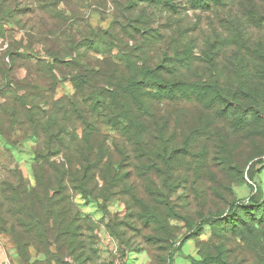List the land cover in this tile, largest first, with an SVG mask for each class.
<instances>
[{
    "label": "rangeland",
    "instance_id": "1",
    "mask_svg": "<svg viewBox=\"0 0 264 264\" xmlns=\"http://www.w3.org/2000/svg\"><path fill=\"white\" fill-rule=\"evenodd\" d=\"M2 1L13 11L11 17L5 14L1 19L5 32L0 36V185L7 179L16 184L18 176L13 177V172L17 170L32 187L37 182L33 167L38 159L42 161L37 151L46 150V145L29 128L11 126L4 105L12 103L11 92L30 93L36 90L30 86L37 84L43 94L41 100L50 102L42 103V109L55 108L60 113L75 94L70 75L80 73L81 68L77 64H57L54 73L58 83L51 89L43 72L38 73L40 63L52 62L47 50L51 36L42 38L39 34L41 25L49 29L51 16L33 12L35 0ZM59 8L75 25L77 39L94 37L100 29H108L114 12L105 0H68ZM211 15L199 10L182 13L186 23L203 31L221 20V35L238 27V44L224 49V84L235 86L234 77L227 72L236 67L238 54L243 59L242 70H257L264 85V0H231ZM59 44L55 42L52 48L58 47L63 54L73 49L71 43L64 50ZM112 44L113 54L118 53V43ZM104 57L101 53L90 55L92 61ZM8 80L15 83L11 90L6 86ZM255 97L257 106L217 121V132L213 126L203 128L207 121L200 114L199 104L162 100L159 109L164 127L158 153H149L143 166L134 154L138 167L134 160L126 161L114 150V143L122 148L124 141L115 129L103 125L102 132L117 159L115 168L123 172L129 169L131 177H117L114 182L100 177L92 180L90 186L97 185L98 192L102 191L90 195L92 198L72 189L69 183L71 202L83 222L85 254L78 259L79 250L74 255L69 249L58 251L52 242L39 243L22 231L15 234L8 227H0V264H109L115 259L122 264H170L169 255L173 257L171 264H197L218 249L231 264H264V237L258 236L263 244L259 246L256 235H227L222 223L233 203H247L254 196L264 204V88ZM73 124L68 132L81 136L83 124L76 120ZM62 156L50 155V159L59 162ZM145 208L149 222L136 216ZM235 213L247 220L259 219L262 209H238ZM161 219L167 220L173 242L152 239L166 235L161 231ZM201 222L205 224L197 227Z\"/></svg>",
    "mask_w": 264,
    "mask_h": 264
},
{
    "label": "trees",
    "instance_id": "2",
    "mask_svg": "<svg viewBox=\"0 0 264 264\" xmlns=\"http://www.w3.org/2000/svg\"><path fill=\"white\" fill-rule=\"evenodd\" d=\"M67 1L35 0L33 12L38 10L52 18L49 29L43 24L39 32L42 38L51 36L52 45L50 43L47 50L52 62L40 63L38 73L43 72L53 89L58 83L54 73L57 64H77L81 72L70 75L75 94L70 97L69 105L58 113L55 108L42 109V103L49 105L50 102L41 100L43 94L38 92L37 84L30 86L36 89L30 93L11 92L12 103L4 105L10 125L29 128L44 141L46 150L37 151L42 161L38 159L33 167L36 185L29 187L24 175L17 170L13 172V177L18 176L16 184L9 179L1 183L0 227H8L15 234L22 231L39 243L52 242L58 251L69 249L74 255L79 250L80 259L85 254L83 222L80 211H75L71 202L69 183L72 189L90 197L102 192H98L97 185L90 186L94 179L100 177L114 182L117 177H131L129 169L123 172L115 168L117 159L107 143L108 137L102 132L103 125L115 129L124 141L122 148L114 143V150L124 160H134L138 167L135 154L143 166L149 153L151 156L158 153L164 127L159 109L162 100L199 104L200 114L207 121L203 128L209 130L213 126L217 132V121L241 115V109L249 111L257 106L255 96L264 85L257 70H242L243 59L238 54L235 55L236 67L227 72L234 77L235 86L224 84V49L238 44V27L221 35L222 20L203 31L183 19L182 13L187 10H199L212 16L211 13L221 11L231 0H105V4L110 3L114 8L110 27L100 29L94 37L84 35L80 39L76 38L75 25L69 23L67 13L59 8ZM12 11L9 4L0 3V36L5 32L1 19L6 18L5 14L11 17ZM208 18L213 23L211 17ZM55 42L60 43L63 50L71 43L73 49L63 54L58 47L52 48ZM115 42L119 51L113 54L111 47ZM92 53L105 57L92 61ZM7 85L11 90L15 83L8 80ZM75 120L83 124L81 136L68 132V126H74ZM60 153L63 160L50 159V155ZM253 207L262 209L259 219L247 220L235 213L238 209L245 212ZM136 216L140 221L149 222L146 208L144 212H136ZM224 220L227 235L245 236L249 232L256 235L258 245L263 246L258 236L264 237V204L254 196L247 203H233ZM160 223L166 235L152 239L173 242L175 238L170 235L167 220L161 219ZM203 224L205 222L197 227ZM168 259L171 264L172 255ZM197 264L231 263L218 249L216 254L204 256Z\"/></svg>",
    "mask_w": 264,
    "mask_h": 264
},
{
    "label": "built area",
    "instance_id": "3",
    "mask_svg": "<svg viewBox=\"0 0 264 264\" xmlns=\"http://www.w3.org/2000/svg\"><path fill=\"white\" fill-rule=\"evenodd\" d=\"M109 264H122V263H121V261L119 259H115Z\"/></svg>",
    "mask_w": 264,
    "mask_h": 264
}]
</instances>
